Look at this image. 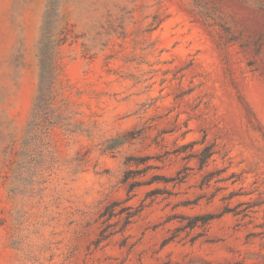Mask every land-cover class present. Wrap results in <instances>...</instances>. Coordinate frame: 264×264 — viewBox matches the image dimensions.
<instances>
[{
  "label": "rangeland",
  "instance_id": "374dc122",
  "mask_svg": "<svg viewBox=\"0 0 264 264\" xmlns=\"http://www.w3.org/2000/svg\"><path fill=\"white\" fill-rule=\"evenodd\" d=\"M50 1L0 0V264H264V0H62L32 157Z\"/></svg>",
  "mask_w": 264,
  "mask_h": 264
},
{
  "label": "trees",
  "instance_id": "16d2710c",
  "mask_svg": "<svg viewBox=\"0 0 264 264\" xmlns=\"http://www.w3.org/2000/svg\"><path fill=\"white\" fill-rule=\"evenodd\" d=\"M62 0H51L41 30L37 56L40 66V83L33 118L28 125L27 139L24 143V155L32 157L40 145H50V132L55 125L54 102L58 96V48L63 39L58 26L61 21L60 9ZM58 3V4H57ZM46 141V143H45Z\"/></svg>",
  "mask_w": 264,
  "mask_h": 264
}]
</instances>
